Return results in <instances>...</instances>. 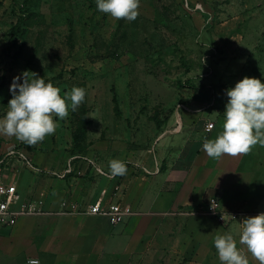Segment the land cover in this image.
<instances>
[{
    "label": "rangeland",
    "instance_id": "374dc122",
    "mask_svg": "<svg viewBox=\"0 0 264 264\" xmlns=\"http://www.w3.org/2000/svg\"><path fill=\"white\" fill-rule=\"evenodd\" d=\"M201 6L198 22L193 8ZM25 71L56 76L62 96L74 86L86 89L78 109L56 117V132L35 147L105 165L111 151L151 146L171 112L198 88L213 86L226 99L225 90L245 76L264 82V0H140L134 21L98 11L96 0H0V118L12 78ZM0 143L25 144L4 134ZM86 174L77 176L91 180ZM172 219L166 229L180 230L182 221ZM49 221L26 219L17 229L61 224ZM14 252L0 247V264H22Z\"/></svg>",
    "mask_w": 264,
    "mask_h": 264
},
{
    "label": "crops",
    "instance_id": "0c3cea01",
    "mask_svg": "<svg viewBox=\"0 0 264 264\" xmlns=\"http://www.w3.org/2000/svg\"><path fill=\"white\" fill-rule=\"evenodd\" d=\"M193 9L199 22L204 9ZM227 99L213 86L198 88L171 112L151 146L127 154L110 152L111 160H121L127 167L126 174L113 178L105 174L111 172L110 161L106 166L94 158L77 163L70 151L21 143L3 147V178L16 185L17 206L35 210L21 214L16 228L0 231V247L6 254L16 249L12 256H21L22 264L30 256L40 264H221L215 237L232 232L239 241L242 220L264 212V146L218 159L202 147L205 138L214 139L222 130ZM210 122L213 127L206 130ZM10 149L15 152L4 155ZM102 189L106 199L129 205L132 213L113 225L105 216L88 214V205ZM210 197L218 199L226 221L202 209ZM171 217L175 225L182 221L180 230L166 229ZM38 218L61 224L40 232L17 229L26 219ZM238 246L250 264H259L245 245Z\"/></svg>",
    "mask_w": 264,
    "mask_h": 264
},
{
    "label": "clouds",
    "instance_id": "9594fccd",
    "mask_svg": "<svg viewBox=\"0 0 264 264\" xmlns=\"http://www.w3.org/2000/svg\"><path fill=\"white\" fill-rule=\"evenodd\" d=\"M97 10L116 19L134 21L139 15L140 0H96ZM204 59V58H203ZM31 73V77L28 75ZM11 98L8 110L0 118V134L12 137L28 146L42 142L56 132V117L64 119L69 111H76L84 102L86 89L74 86L61 95V89L35 72L25 71L14 76L9 85ZM228 97L223 111L222 130L214 139L205 138L202 145L214 159L247 154L256 145L264 146V82L245 76L225 90ZM111 176L124 175L126 164L118 159L110 161ZM239 241L232 232L217 235L214 246L221 264H250L248 255L264 264V212L242 220ZM28 264H40L29 258Z\"/></svg>",
    "mask_w": 264,
    "mask_h": 264
},
{
    "label": "built area",
    "instance_id": "2783aa9c",
    "mask_svg": "<svg viewBox=\"0 0 264 264\" xmlns=\"http://www.w3.org/2000/svg\"><path fill=\"white\" fill-rule=\"evenodd\" d=\"M213 127V123H206L205 129L210 130ZM3 147L0 143V150ZM15 150H7L4 155L14 153ZM18 153V152H17ZM19 154V153H18ZM101 173H105L100 169ZM109 177L111 172L105 173ZM115 177V176H114ZM117 186L113 187V191H116ZM113 193V192H112ZM107 195L106 189H102L97 199L90 203L86 209L88 214L105 216L110 224H117L121 222L125 217L132 213V209L129 205L123 204L120 201H112L105 198ZM18 193L16 191V185L14 183H7L3 178V166L2 160L0 159V225L1 226H12L16 223L18 217L26 212L34 211V207H26L25 205L17 206ZM202 209L209 215L215 216L220 221H226L227 214L221 211L219 201L216 197H210L207 202L202 205ZM230 218L233 214L228 215ZM29 258L27 257L24 264H28ZM39 260V259H38ZM40 262V260H39Z\"/></svg>",
    "mask_w": 264,
    "mask_h": 264
},
{
    "label": "trees",
    "instance_id": "16d2710c",
    "mask_svg": "<svg viewBox=\"0 0 264 264\" xmlns=\"http://www.w3.org/2000/svg\"><path fill=\"white\" fill-rule=\"evenodd\" d=\"M56 79V76L55 77H52L50 80H46V81H51V82H54V80ZM86 126V122L85 120L82 121L81 125H80V129H84Z\"/></svg>",
    "mask_w": 264,
    "mask_h": 264
}]
</instances>
